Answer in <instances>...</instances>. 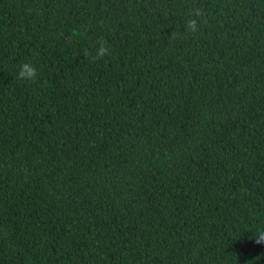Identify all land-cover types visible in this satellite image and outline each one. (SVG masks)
<instances>
[{
    "label": "trees",
    "instance_id": "obj_1",
    "mask_svg": "<svg viewBox=\"0 0 264 264\" xmlns=\"http://www.w3.org/2000/svg\"><path fill=\"white\" fill-rule=\"evenodd\" d=\"M257 230L264 0H0V264H264Z\"/></svg>",
    "mask_w": 264,
    "mask_h": 264
},
{
    "label": "clouds",
    "instance_id": "obj_2",
    "mask_svg": "<svg viewBox=\"0 0 264 264\" xmlns=\"http://www.w3.org/2000/svg\"><path fill=\"white\" fill-rule=\"evenodd\" d=\"M197 15H199V10H197ZM187 28L191 32H196L197 31V23L195 19L189 20L187 24ZM87 56L88 53H85ZM111 53L109 51V48L106 44V42H98L95 45V55L92 56V60L98 61V60H103L105 57L110 56ZM37 76V69L36 67L30 63V62H25L22 63L19 66V71L17 73V78L22 80V81H33L36 79ZM250 240H252L256 245H264V230H257L253 232V236L249 237Z\"/></svg>",
    "mask_w": 264,
    "mask_h": 264
}]
</instances>
